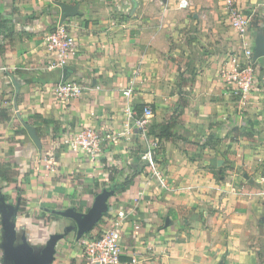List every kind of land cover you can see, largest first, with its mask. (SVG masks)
I'll return each mask as SVG.
<instances>
[{"label": "crops", "instance_id": "crops-1", "mask_svg": "<svg viewBox=\"0 0 264 264\" xmlns=\"http://www.w3.org/2000/svg\"><path fill=\"white\" fill-rule=\"evenodd\" d=\"M180 1L0 0L3 18L17 10L13 31L0 37V111L7 112L6 120L0 116V205L15 209L9 223L37 254L57 236L51 264H80L83 239L107 228L123 208L133 216L121 229L122 264H264V57L255 62L256 90L238 124L229 121L233 105L218 75L222 61L244 45L228 22L223 25V3L233 1L261 19L264 0ZM57 3L77 8V15L61 22ZM58 23L75 40L76 54L65 68L48 72L43 37ZM255 38L246 41L254 51ZM180 73L194 74L188 95ZM60 81L77 82L84 91L61 102L51 89ZM181 96L184 109L178 108ZM146 105L153 110L148 130L160 133L176 118L171 136L160 139L165 188L139 161L153 137L119 136L124 110ZM85 128L102 135L95 156L55 144ZM252 128L260 138L249 135ZM54 153L48 168L45 159ZM257 163L263 168L256 172ZM124 183L79 241L75 223L55 213H84L102 189ZM1 220L0 213V264H8Z\"/></svg>", "mask_w": 264, "mask_h": 264}, {"label": "built area", "instance_id": "built-area-1", "mask_svg": "<svg viewBox=\"0 0 264 264\" xmlns=\"http://www.w3.org/2000/svg\"><path fill=\"white\" fill-rule=\"evenodd\" d=\"M182 5H186V0H181ZM227 16L229 27L243 41L244 45L229 54L221 63L219 77L221 78L225 95L231 100L233 105V115L229 120L233 124H238L246 120L248 109L251 104L254 91L256 90V74L254 48L246 45L250 40H254L258 31L252 28V16L244 13L233 1H227ZM245 40V42H244ZM43 43L49 54V60L44 71L54 72L61 70L68 65L71 58L76 54V42L67 30L66 25L58 23L43 37ZM132 85L128 87L130 94ZM53 96L61 102H70L81 96L84 87L74 81H60L51 85ZM153 117V110L150 105L142 109L127 108L124 110V123L119 136L131 139L135 136L141 140H146L148 126ZM223 116V120L227 121ZM106 139L110 140V134L106 133ZM102 135L95 129L85 128L76 133L71 132L57 139L55 144L61 149L83 151L92 157L100 151ZM113 142L114 140L111 139ZM160 151V143L157 138H152L146 143L143 151L139 154L140 164L149 170V177L161 188L166 187V179L157 164ZM55 153L46 157V167L55 163ZM133 216L131 210L119 209L112 216L107 228L99 231L95 237L83 239L84 248L82 251V261L80 264H122L121 229L123 225ZM135 229L138 226L134 225Z\"/></svg>", "mask_w": 264, "mask_h": 264}, {"label": "water", "instance_id": "water-1", "mask_svg": "<svg viewBox=\"0 0 264 264\" xmlns=\"http://www.w3.org/2000/svg\"><path fill=\"white\" fill-rule=\"evenodd\" d=\"M60 8V21L77 15V8L65 6L57 3ZM264 57V37L259 34L255 38L254 60ZM67 70H64L66 74ZM15 88L17 85L13 83ZM28 135L35 145H38V138L33 129L27 128ZM115 194L114 188H104L98 193L91 207L84 213L76 211L74 208H68L63 211L55 212L58 216L72 220L76 226V240L83 239L100 222L104 214L108 212V201ZM3 202L2 199H0ZM15 209L0 205L2 214L1 226L5 238L4 262L8 264H51L54 259V248L56 246L57 236L52 235L46 242L45 247L37 254L35 247L31 246L26 237L16 232L14 225L10 224V217ZM67 232H65L66 234Z\"/></svg>", "mask_w": 264, "mask_h": 264}, {"label": "trees", "instance_id": "trees-1", "mask_svg": "<svg viewBox=\"0 0 264 264\" xmlns=\"http://www.w3.org/2000/svg\"><path fill=\"white\" fill-rule=\"evenodd\" d=\"M19 2V0H12V3L13 5L17 4ZM11 17L10 18H3L2 15L0 14V37L2 36L3 32H12L13 31V25H14V21H13V15L17 14V10L15 8H12V12H11ZM30 18H34V15H32ZM261 22L258 21L256 18H252L251 20V26L253 29H255L256 31H261L262 33H264V28H260L259 24ZM4 50V44L2 43V40L0 39V54L3 52ZM188 105V102L187 100H185V98L183 96H181L178 100V108L179 109H184L186 108ZM0 116L2 118V120H6L7 119V112L6 110H2L0 111ZM175 117H172L167 124H165L164 126H162V129H161V132L160 134L157 135V138L160 140L161 138H168L171 136L170 134V131L175 123ZM110 181H111V177L109 178ZM4 180L6 182H10L11 181V178L8 177L6 175V177L4 176ZM125 183L122 184V185H119V186H114L113 188L115 189L116 191V194L117 193H120L121 191L124 190V187H125ZM112 186H110L111 188ZM106 214H104L105 216ZM57 217V216H56ZM102 220V219H101ZM100 220V221H101ZM95 228V227H94ZM93 229L88 233H92ZM87 234V235H88ZM95 236H93L92 238H94Z\"/></svg>", "mask_w": 264, "mask_h": 264}, {"label": "rangeland", "instance_id": "rangeland-1", "mask_svg": "<svg viewBox=\"0 0 264 264\" xmlns=\"http://www.w3.org/2000/svg\"><path fill=\"white\" fill-rule=\"evenodd\" d=\"M223 5L225 6V9H226V6H227V1H225L224 3H223ZM249 12V11H248ZM250 13V12H249ZM251 14V16H254V18H256L258 21H260L261 23H260V26H261V28H264V16H262L261 17V19L256 15V13L255 12H251L250 13ZM223 20H224V23H223V25L226 27L227 25H226V23L228 22V26H229V21H228V16H225L224 18H223ZM226 59V58H225ZM224 59V60H225ZM223 60V61H224ZM223 61H222V63H223ZM222 65V64H221ZM221 65H220V68H221ZM194 74L192 73V74H190V76L189 75H187L186 76V78L184 77L183 78V75L180 73V80H179V84H183V85H185V88H184V90L186 91V95H188V90L190 89V88H188V85H191L192 84V82L194 81ZM224 88V87H223ZM185 99H187L186 97H185ZM251 105V104H250ZM151 133V134H150ZM251 133L252 134H249L250 136L252 135V136H254V137H257V138H260V133L258 132V130H256V129H251ZM148 134L151 136V137H153L154 139L155 138H157V135L158 134H160V133H157L156 131H155V129H149L148 130ZM158 139V138H157ZM158 141H159V143H160V140L158 139ZM254 168H255V171L257 172L260 168H263V164L262 163H257L256 165H254ZM224 171H227V170H224ZM242 174V173H241ZM241 174H240V176H241ZM223 176H228V174H223ZM242 180V179H241ZM243 181V180H242ZM242 181H238V182H242ZM96 228V227H95Z\"/></svg>", "mask_w": 264, "mask_h": 264}]
</instances>
